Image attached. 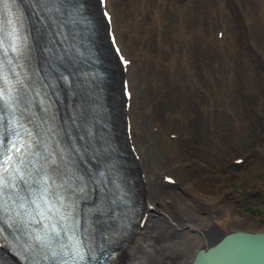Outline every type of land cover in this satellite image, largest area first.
I'll return each instance as SVG.
<instances>
[{
  "label": "bare ground",
  "instance_id": "obj_1",
  "mask_svg": "<svg viewBox=\"0 0 264 264\" xmlns=\"http://www.w3.org/2000/svg\"><path fill=\"white\" fill-rule=\"evenodd\" d=\"M108 7L132 60L117 74L132 90L124 112L149 214L121 263L191 264L201 247L250 220L233 209L227 185L255 164L238 176L227 167L236 147L264 128V0H108ZM226 149L232 156L223 162ZM251 149L263 153L264 141ZM0 264L18 263L0 250Z\"/></svg>",
  "mask_w": 264,
  "mask_h": 264
},
{
  "label": "snow or ice",
  "instance_id": "obj_2",
  "mask_svg": "<svg viewBox=\"0 0 264 264\" xmlns=\"http://www.w3.org/2000/svg\"><path fill=\"white\" fill-rule=\"evenodd\" d=\"M100 3L106 6V0H100ZM41 5L48 14L47 18L60 26L69 22L75 23V17L79 14L76 7L66 9L63 0H41ZM65 14L68 16L66 21L61 19ZM103 14L106 19H110L109 12L104 11ZM12 38L14 42L11 50L23 54L20 46L15 43L18 39L15 30ZM0 79L7 85L6 89L0 87V104L13 114L15 124L24 127L15 116L16 108L26 103L28 107L24 111L30 112L35 97L22 99L18 94L20 89L17 85L26 87L23 80L17 79L15 83H11L2 75ZM60 79L67 82L69 77L61 75ZM35 96L41 97V93L37 91ZM46 96L47 93H44L39 100L41 111L45 114L39 117L41 123L36 125L39 131L25 128L26 142L22 147L13 141L11 148H8L0 141V147L6 149L0 153V223L15 231L24 230L32 241L27 247L32 250L38 248L40 260L45 264H87L89 259L96 258L93 248L96 221L93 218L106 214V203L100 200L87 209V227L83 233L77 218L78 203L88 199L90 185H93L92 191H95L105 184L114 165L107 171L100 172L81 168V164L88 159V148L77 141L91 137V127L84 123L80 115L74 114L69 118L71 123L66 121V124L69 129L75 125L83 134L72 137L69 131L68 139L65 140L57 129L56 116L51 113V105L45 102ZM12 131L17 136L20 135L15 132V128ZM33 137L35 138L32 139ZM169 183L174 181L169 180ZM148 207L152 205L149 204ZM3 231L0 228V233ZM40 260H36L35 264H40Z\"/></svg>",
  "mask_w": 264,
  "mask_h": 264
},
{
  "label": "rangeland",
  "instance_id": "obj_3",
  "mask_svg": "<svg viewBox=\"0 0 264 264\" xmlns=\"http://www.w3.org/2000/svg\"><path fill=\"white\" fill-rule=\"evenodd\" d=\"M259 140L264 141V128L259 129L257 127L256 138H252L250 144H242L236 147L240 150L234 152L233 156L232 151L226 149L220 160L224 162L228 161L231 156L243 155L247 150H252L251 148H254ZM192 149V151H197L195 147ZM245 163L255 164V167L250 169L251 165L244 166V164L243 166L230 165L227 167L228 171L235 174H239L243 167L250 169L241 181L236 180L227 185L231 191L228 200L232 203L233 209L238 213L248 215L250 218L247 222L235 223V229L264 230V152L256 156L253 154L247 158ZM192 170L193 168L188 169V171Z\"/></svg>",
  "mask_w": 264,
  "mask_h": 264
},
{
  "label": "water",
  "instance_id": "obj_4",
  "mask_svg": "<svg viewBox=\"0 0 264 264\" xmlns=\"http://www.w3.org/2000/svg\"><path fill=\"white\" fill-rule=\"evenodd\" d=\"M191 264H264V230L235 229L201 247Z\"/></svg>",
  "mask_w": 264,
  "mask_h": 264
}]
</instances>
